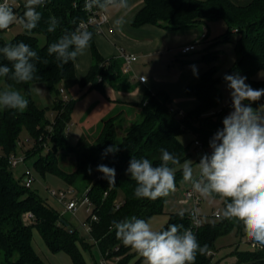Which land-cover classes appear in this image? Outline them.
<instances>
[{
  "label": "trees",
  "instance_id": "obj_1",
  "mask_svg": "<svg viewBox=\"0 0 264 264\" xmlns=\"http://www.w3.org/2000/svg\"><path fill=\"white\" fill-rule=\"evenodd\" d=\"M131 1L128 0V3ZM37 10L42 13V19L31 33L24 30L6 40L4 35L9 28L0 30V48L23 41L40 57L39 61H35L38 78L33 81L17 84L8 77H0V91L7 88L18 90L29 101L23 112L0 110V264H47L33 247L35 230L52 254L66 253L73 264H87L83 251L90 252L92 247L97 249L101 258L98 264H102V259L107 264H128L134 257L138 258L135 264H140L144 258L116 238L112 221L136 216L150 222L166 214L164 206L167 196L155 201L134 198L136 182L127 172L129 162L133 157L148 158L154 166L159 165L160 149L165 148L179 158L182 166L186 159L192 157L190 147L181 141L186 132L194 135V144L196 141L201 143L196 147L202 148L205 154H211L206 151L210 148L209 141L223 128L222 121L226 115V111L220 109V86L225 80L224 76L217 75L216 65L222 50L211 49L236 37L234 51L238 59L227 74H242L252 88H264V0H143V7L133 22L137 28L150 25L179 31L208 28L210 23L217 21H223L226 25V33L220 39H215L213 45H209L201 54V60L207 63L208 70L185 89L187 96L196 98L197 105L191 111L181 113L166 92L153 93L146 89L139 102L128 103L130 110H123L103 122L94 142L90 143L82 137L76 147L70 145L66 135L75 102L60 97L62 85L76 80L81 87L91 84L102 91L106 84L128 91L134 90L135 86L131 77L122 71L123 59L106 60L101 56L95 45L98 32L94 28L90 29L93 33L90 41L93 64L82 79L76 76L77 59L60 68L55 56L48 55L47 48L51 43L66 31H74L79 22L86 19L79 0H52ZM52 18L58 24L54 32H48ZM40 36L46 39L44 45L40 44ZM199 44L192 52L197 51ZM45 60L46 64L43 62ZM3 64L11 67V63L0 54V65ZM260 73L263 78L255 79ZM36 83L48 84L55 94L54 124L47 118V110L40 109L32 98V86ZM263 103L264 97L251 106L257 109ZM23 132H27L26 143L31 146L26 150L21 140ZM112 145L118 151L102 155ZM19 148L24 154L25 163L31 158L35 159L33 167L38 175L44 178L47 175L56 176L66 185L65 191L73 192L76 197H89L97 216L88 233L93 244L80 236L79 230L63 217L65 213L62 216L32 190L34 174L31 188L25 186L24 172L19 179L14 176L9 158L17 154ZM66 159L69 164L64 165ZM101 164L115 169V184H110L103 173L97 171ZM181 166H176V186L183 181ZM119 194L123 195L121 202L118 201ZM213 199L222 201V212L225 202L219 197ZM117 205H120L118 209ZM28 213L33 214V219L26 218ZM90 221L91 217L87 223ZM173 223L183 224L185 228L193 227L190 213L183 214V218L180 214H168L160 230ZM192 231L201 246L208 245L205 255L197 254L195 264H211L218 239L234 231L238 235L244 232L240 222L223 218L202 221ZM238 249L237 246L236 264H264V248Z\"/></svg>",
  "mask_w": 264,
  "mask_h": 264
},
{
  "label": "clouds",
  "instance_id": "obj_2",
  "mask_svg": "<svg viewBox=\"0 0 264 264\" xmlns=\"http://www.w3.org/2000/svg\"><path fill=\"white\" fill-rule=\"evenodd\" d=\"M49 0H26L25 11L17 17L8 0L0 3V30H7L18 23L27 33L39 25L42 8ZM93 8L107 11L109 8L124 10L129 8L128 0H85L84 11ZM114 26L121 29L126 23L124 15L114 20ZM58 21L51 19L47 31L54 32ZM93 33L83 23L72 32H65L47 48L49 56L54 55L58 67L75 61L90 47ZM0 54L11 63L0 65V77H8L17 84H27L37 79L35 61L40 57L30 45L23 41L6 44ZM45 64L47 60L43 61ZM194 74L195 68L193 66ZM146 79V78H141ZM246 77L224 76L230 89L232 111L223 118V128L209 141L211 154L202 155L197 164L199 174L194 178L192 161L186 159L182 166L179 158L165 148L160 149L159 165L148 158H132L127 172L136 182L134 198L155 201L176 190V166L182 167L183 181L191 182L195 192L205 198L219 197L225 202L218 218L235 220L243 225L247 238L253 247L264 248V114L251 104L264 97V88L254 89L246 84ZM249 102L245 104L244 102ZM28 99L20 91L7 88L0 91V110L23 112ZM118 151L109 146L102 155ZM91 172V169H89ZM110 184H115V169L98 165ZM183 218V212L180 213ZM115 236L125 247L134 249L144 258L145 264H195L197 254L205 255L208 245L203 246L190 228L183 224H170L164 230H154L145 219L131 216L113 220Z\"/></svg>",
  "mask_w": 264,
  "mask_h": 264
},
{
  "label": "rangeland",
  "instance_id": "obj_3",
  "mask_svg": "<svg viewBox=\"0 0 264 264\" xmlns=\"http://www.w3.org/2000/svg\"><path fill=\"white\" fill-rule=\"evenodd\" d=\"M109 9L107 10V15L109 13ZM210 29V41L215 39H220L222 35H224L227 31V27L223 21H217L209 24ZM200 34L201 30H196ZM24 32V29L18 24L14 23L9 27V30L6 31L4 35V39L10 40L18 34ZM206 35V33H205ZM207 36V35H206ZM204 37V36H203ZM202 37V40L204 39ZM40 44L44 45L46 39L44 36L39 37ZM201 40V41H202ZM236 37L232 38L231 42L228 43H221L218 46H215L211 49V51L221 49L222 54L219 55V60L216 62L217 65V75L219 77L225 76L230 69L233 67L234 63L238 59L234 51V42ZM188 40L182 38L180 36V42L185 43ZM200 41V42H201ZM215 42V41H214ZM213 45V44H212ZM90 47L87 49L89 52ZM202 46L198 47L197 51L190 53L186 56H178L170 61L168 65L171 66V69L168 70V65L165 66V73L168 76L170 73H174L173 67H182L178 64V60H188L190 61L189 64L185 65L184 67H196L198 64V59L201 56V53L204 52ZM87 52V53H88ZM82 56H80L79 65L77 66L76 76L78 79L79 77L85 75V70H83L82 66L80 65ZM88 58V57H87ZM84 59V58H83ZM122 60V59H120ZM203 64L200 66L208 67L207 63L202 61ZM162 64L161 60H157L156 62L152 63L151 65L148 63V60L141 58L138 59V62H135L132 66L135 72L144 73L147 78L150 77L151 74H160L159 65ZM186 70V69H184ZM183 70V71H184ZM122 71L124 74L129 72L127 68V64L123 60V68ZM139 75V74H138ZM144 76V77H145ZM240 76L245 77L244 75L240 74ZM263 76L260 73L255 79H260ZM146 78V77H145ZM246 84L247 80L245 81ZM64 90V93H60V97H62L65 101H74V111L72 114V120L70 122V128L66 131V135L68 137L69 143L71 146L76 147L79 144V141L82 137L88 140L90 143L94 142L96 137L99 135L103 122L113 116L118 111L117 106L111 105V101L107 97V91H109L110 85L106 84L103 87V91L93 88L91 84H88L84 87H81L76 80H70L61 87ZM220 89L222 91V103L220 109H224L226 111L227 116L233 109H232V101L230 95V89L227 86V82L224 81ZM145 89L138 85L136 91L130 92L126 97L128 101H138L143 96ZM32 98L36 105L40 109L47 110V118L50 120L51 124L56 122V113L54 112V99L55 94L50 90L48 84L46 83H36L32 86ZM110 93V92H109ZM111 94V93H110ZM248 104L247 101L244 102ZM129 107V106H127ZM126 106L122 108L123 110H130L126 109ZM256 110L264 111V103L259 106ZM264 114V112H262ZM129 115V114H127ZM120 136V135H119ZM121 138V136L119 137ZM22 143H25L24 150L27 148H31L26 141L28 140L27 132H23L21 135ZM181 141L190 147V153L192 157L190 160L192 161L193 167V176L194 178L198 176L199 169L197 164L199 163L202 155L205 154V151L202 148H198L195 146L194 141L195 137L192 133L186 132L182 135ZM17 157L21 158L24 157L22 150L19 148L17 151ZM35 159H29L25 164L20 163L16 168H12L14 176L19 179L23 174L24 170L30 169L33 174L35 175V182L32 187V190L36 191L47 203L58 211L62 216L64 213L63 206L59 203V201L52 195L53 192L59 193L60 191H65L67 189L64 182L52 175H47L45 178L38 175L33 167ZM69 161L66 159L63 164H69ZM193 188L191 182H184L182 181L178 186H176V190L170 193L165 202L164 211L165 215L155 217L153 220L150 221L154 230H160L168 219V214H180L183 212L190 213L194 209L193 205H182L180 201L184 199V195L186 192ZM203 200L199 206L198 212L201 216L202 221H209L213 220V212L218 209V207L222 204V201L215 200L213 198H205L202 197ZM123 200V195L119 194L118 201ZM218 206V207H216ZM72 226L76 227L79 230L80 236L86 239L89 243L93 242L90 240V235L82 228L83 223H87L91 217L90 213L87 212V206L80 205L78 210L75 214L66 213L63 216ZM239 247V251H247L252 249L251 243L247 238L245 232L243 235H238L236 231L221 237L216 242V251L214 253V259L212 260L211 264H236L237 263V256H236V247ZM33 247L37 254L47 263V264H73L70 257L63 252L52 254L40 238L38 232L34 231V238H33ZM87 264H98L100 261L99 253L95 247H92L90 252L83 251ZM137 257H134L128 264H135L137 261ZM140 264H145L143 260Z\"/></svg>",
  "mask_w": 264,
  "mask_h": 264
},
{
  "label": "crops",
  "instance_id": "obj_4",
  "mask_svg": "<svg viewBox=\"0 0 264 264\" xmlns=\"http://www.w3.org/2000/svg\"><path fill=\"white\" fill-rule=\"evenodd\" d=\"M128 4L129 8L126 11V14L124 10L109 8V21L105 26L103 33H98L95 37V45L99 53L106 60H109L111 58H120V54L123 52L126 54L135 55L137 57V60L135 62H138V59L144 58L148 60V63L151 65L159 59L162 61V64L159 65V67H161L159 69L160 74L157 75L154 73L151 74L149 78H147V76H145L141 70L139 71L140 73L135 72L132 68L135 62L132 63L129 68V72L126 73V75H129L131 77L132 84L135 86L134 90L128 91L124 90L123 88H116L110 85L109 91H107V97L109 98V101H111L110 104L118 107V111L116 113L118 114L119 112L123 111L122 108H124L125 106H129L128 103L139 102L142 97L138 101H128L125 97L130 92L136 91L139 85L145 90L149 89L153 93L161 91L166 92L174 101L176 107L181 111V113L191 111L197 105V100L194 97L187 96L185 94V89L198 76L207 71L208 67H204L202 65L200 66V64H203L201 56L197 60L198 64L196 65V67H194L196 74H194L193 67H184L185 65L190 63V61L188 60H178V64L180 66L182 65V67H179V69L177 70V67H173V70L176 72L170 73L168 76L165 73V66L168 65L170 61H172L173 63V59L180 55H189L190 53L183 54L182 50L187 46L200 42L202 40V37L205 36V33L207 36L206 38L203 37L204 39L200 42L198 47L202 46L203 49H205L209 45L214 43L215 40L210 41L209 27L193 28L179 31H168L150 25L137 28L133 26V22L137 13L143 7V0H133ZM121 15H124L126 23L121 29H117L114 26L113 22ZM197 29L201 30L199 35H197ZM180 36L187 39L188 41L185 43H181ZM87 52L88 51L86 50L83 54L80 63L83 70H85V75L83 74V76L79 77L81 79L87 75L93 64L91 48L89 49V52ZM79 60L80 56L77 57L76 71L77 66L79 65ZM167 69L170 70L171 66L168 65ZM141 76L146 77L145 83L139 81V77ZM262 78L263 76L259 80H261ZM126 109H130V107H127ZM206 151L211 153L212 150L211 148H208ZM181 204L185 205L183 203ZM220 207L221 205L218 208Z\"/></svg>",
  "mask_w": 264,
  "mask_h": 264
},
{
  "label": "built area",
  "instance_id": "obj_5",
  "mask_svg": "<svg viewBox=\"0 0 264 264\" xmlns=\"http://www.w3.org/2000/svg\"><path fill=\"white\" fill-rule=\"evenodd\" d=\"M51 1L52 0H49V2H51ZM79 2L81 3L82 9L84 11L85 0H79ZM0 3H4V0H0ZM8 3L13 8L14 12L16 13V15L18 17V15L24 11L23 5L26 3V0H8ZM48 3H46V4H48ZM84 13L86 15V19L83 21H80L77 27H79L81 25V22H82L84 27H86L88 31H90V29L94 28L97 30V32L99 34H102L104 29H105V26L107 25V23L109 21V16L107 15V13L104 10H100L97 8H93V10L90 12L84 11ZM197 45H198V42L193 44V45L185 47L182 50V53L188 54V53L196 50ZM120 58L125 61L128 69L130 68L131 64L137 60V57L135 55L126 54L123 52L120 54ZM141 78H145V77L144 76L139 77V81L142 83H145L146 79H141ZM61 93H64L63 89H61ZM195 145L200 146L201 143L199 141H196ZM9 162H10V165L12 168H16L20 163L25 164V158L24 157L19 158V157H17L16 154H13L10 156ZM33 181H34V175H33L32 171L30 169L24 170L25 186L28 188H31L33 185ZM52 195L63 206L65 214L66 213L75 214L80 205H83V206L86 205L87 206V212L90 213V215H91V221L89 223H83L82 227L87 233L91 232L92 221H96L97 216L93 212V208L91 207V201L87 195H85L84 197H76V196H74L73 192H71V191H61L59 193L53 192ZM202 200H203L202 196L200 194H198L197 192H195L193 188H191L186 192V194L184 195V199L181 201V203H183V204H188V205L194 206V209L191 212V219H192V226H193L192 229L198 228L200 226V224L202 223L201 216L198 212V209H199V206H200ZM119 207H120V205L116 206L117 209ZM220 212H221L220 208L216 209L215 212L213 213V217L215 219H218L217 214ZM33 217L34 216L31 213L26 214V218L28 220L33 219ZM249 242L251 243L252 249L261 248L260 246L253 247V242L250 240H249ZM101 263L107 264V261L105 259H102Z\"/></svg>",
  "mask_w": 264,
  "mask_h": 264
}]
</instances>
